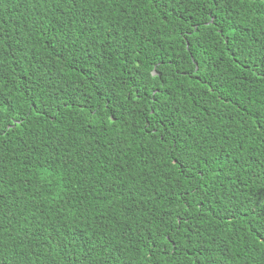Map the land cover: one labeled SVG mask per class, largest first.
<instances>
[{"label": "trees", "instance_id": "trees-1", "mask_svg": "<svg viewBox=\"0 0 264 264\" xmlns=\"http://www.w3.org/2000/svg\"><path fill=\"white\" fill-rule=\"evenodd\" d=\"M0 264H264V0H0Z\"/></svg>", "mask_w": 264, "mask_h": 264}]
</instances>
